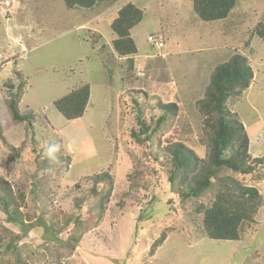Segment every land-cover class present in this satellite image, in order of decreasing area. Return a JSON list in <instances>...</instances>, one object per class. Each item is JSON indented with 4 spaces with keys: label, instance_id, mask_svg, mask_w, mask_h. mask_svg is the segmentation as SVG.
Wrapping results in <instances>:
<instances>
[{
    "label": "rangeland",
    "instance_id": "374dc122",
    "mask_svg": "<svg viewBox=\"0 0 264 264\" xmlns=\"http://www.w3.org/2000/svg\"><path fill=\"white\" fill-rule=\"evenodd\" d=\"M128 2L144 10L132 29L138 47L132 68L112 47L111 23ZM96 5L69 9L64 0H0V47L10 56L3 74L0 67V122L7 142L20 148L15 157L0 138V175L25 193L23 211L30 216L26 226H17L0 211V251L20 234L14 240L30 264H264V204L239 240L211 239L196 206H208L213 194L181 199L168 180L165 150L181 141L207 162L210 132L197 103L215 67L239 49L249 58L254 80L241 98L230 100V108L251 137V157L264 156V38L256 33L264 0H238L227 18L216 21L200 19L193 0H99ZM101 10L99 26H80ZM150 35L163 36L164 47H153ZM8 44L13 54L6 51ZM17 70L28 81L19 108L33 114L31 124L14 121L8 109V85L20 82ZM83 82L91 85L87 109L67 120L54 101ZM159 101L176 102L178 113L154 136L152 151L159 154L154 161L131 132L138 127L136 102L150 121L162 112ZM105 171L113 177V189L99 218L90 207L92 176ZM220 175L257 187L264 200V167L246 175L223 168ZM80 198H85L81 208ZM78 215L81 229L74 221L65 225ZM89 217L98 224L88 226ZM56 220L62 232L49 237L45 222ZM162 233L166 241L152 255ZM70 235L81 237L75 248ZM5 256L13 264L11 252Z\"/></svg>",
    "mask_w": 264,
    "mask_h": 264
},
{
    "label": "trees",
    "instance_id": "16d2710c",
    "mask_svg": "<svg viewBox=\"0 0 264 264\" xmlns=\"http://www.w3.org/2000/svg\"><path fill=\"white\" fill-rule=\"evenodd\" d=\"M99 0H64L69 9L86 8L96 6ZM238 0H193V10L204 21H216L227 18L237 5ZM144 10L132 2L124 3L117 11L116 17L111 23V28L116 34L112 41L114 53L118 57L129 60L133 67L134 56L138 53V47L132 35V29L141 22ZM258 24V25H257ZM256 25V33L264 38V22L259 21ZM250 46V41L246 42ZM239 50V49H238ZM235 51L230 58L218 64L213 70L210 82L206 87L204 97L198 100V108L205 116V125L210 132L208 160L199 158L194 149L184 142H172L165 147L167 152L168 180L171 189L184 194L190 193V198H203L213 194L208 206L200 204L196 211L203 213L202 224L206 235L215 240H239L246 223L254 221L260 207L264 204L259 189L252 185L242 183L230 175H220L223 168L235 173L252 174L257 167H264V156L252 158L249 152L251 137L243 122L230 108V100L241 98L243 93L251 86L254 80V69L247 55ZM20 79L18 85L9 83L10 99L8 109L12 119L17 122L27 121L31 124L34 116L32 113H22L19 108V100L24 95L27 79L19 70L16 71ZM91 97V85L88 82L79 84L67 94L56 99L54 106L67 120H76L82 117L87 109ZM137 113L138 127L131 132L133 139L148 148L147 156L154 161L159 160V154L152 151L154 136L167 126L171 118L178 113L176 102H157L161 114L150 121L143 117V111L139 104ZM0 138L12 150L15 157L20 156V148L8 143L4 137L0 122ZM94 186L91 189L90 207L95 209L99 218H102L105 204L109 201L113 189V177L107 172L92 176ZM98 185L101 187L98 188ZM33 191V190H32ZM34 192V191H33ZM25 193L15 191L12 183L0 175V211L6 214V219L17 226H26L24 213ZM85 198L76 199L79 208ZM90 196L85 200L89 201ZM32 217V216H31ZM41 219L44 213L41 212ZM81 216L68 217L65 219L67 227L72 221L75 228L81 229L83 221ZM56 221L45 222L53 236L62 232L60 223ZM88 226L96 225L99 221L95 217H89L85 221ZM67 231V230H66ZM15 238L20 239V234H15L10 239L4 250H1L0 264H10L7 255L11 252L13 264H30L29 256L23 254ZM55 238V237H51ZM73 241L72 248L78 246L81 237L70 235ZM166 240V234L162 233L157 238L150 250L153 255L156 249Z\"/></svg>",
    "mask_w": 264,
    "mask_h": 264
},
{
    "label": "crops",
    "instance_id": "0c3cea01",
    "mask_svg": "<svg viewBox=\"0 0 264 264\" xmlns=\"http://www.w3.org/2000/svg\"><path fill=\"white\" fill-rule=\"evenodd\" d=\"M98 4V3H97ZM97 6V5H96ZM95 6V7H96ZM95 7H93V8H91V10H93ZM103 13H104V10H101V12H100V14H95V15H93V16H91L89 19H87L85 22H84V24H81L80 26L81 27H84L85 25H88V24H92V23H97V26H99V24H100V19H101V16L103 15ZM260 21H263L264 22V20H260ZM259 22V21H258ZM93 30H98V29H96V28H92ZM116 38V37H115ZM114 38V39H115ZM113 39V40H114ZM2 47H0V51H1V53H2V55H3V57H4V53L2 52V49H1ZM11 48H12V46H11V44H8V46H7V48H6V51L9 53V52H12L11 51ZM9 49H10V51H9ZM12 54H13V52H12ZM10 56H6V57H4V60H6L7 58H9ZM8 63V62H7ZM7 63H5L4 64V67L2 68L3 69V71H2V74L4 73V71H6V68H7ZM253 84V83H252ZM251 84V85H252ZM251 87V86H250ZM166 241V240H165ZM164 241V242H165Z\"/></svg>",
    "mask_w": 264,
    "mask_h": 264
},
{
    "label": "built area",
    "instance_id": "2783aa9c",
    "mask_svg": "<svg viewBox=\"0 0 264 264\" xmlns=\"http://www.w3.org/2000/svg\"><path fill=\"white\" fill-rule=\"evenodd\" d=\"M148 41L152 44V46L158 48V49H162L164 47L165 44V40L163 36H153L150 35L148 37ZM3 57H2V53L0 51V67L3 66Z\"/></svg>",
    "mask_w": 264,
    "mask_h": 264
},
{
    "label": "water",
    "instance_id": "95a60500",
    "mask_svg": "<svg viewBox=\"0 0 264 264\" xmlns=\"http://www.w3.org/2000/svg\"><path fill=\"white\" fill-rule=\"evenodd\" d=\"M190 196V193L180 195L181 199H185Z\"/></svg>",
    "mask_w": 264,
    "mask_h": 264
},
{
    "label": "clouds",
    "instance_id": "9594fccd",
    "mask_svg": "<svg viewBox=\"0 0 264 264\" xmlns=\"http://www.w3.org/2000/svg\"><path fill=\"white\" fill-rule=\"evenodd\" d=\"M2 57H3V55H2ZM3 61H4V57H3ZM4 64H5V63L3 62V66H4ZM3 66H2L1 68H3ZM249 152H250V150H249ZM186 194H187V193H186Z\"/></svg>",
    "mask_w": 264,
    "mask_h": 264
}]
</instances>
